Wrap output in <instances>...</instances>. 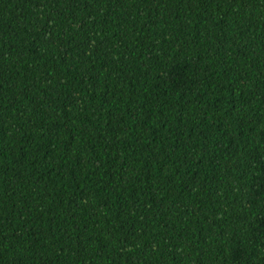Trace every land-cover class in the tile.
<instances>
[{
	"label": "trees",
	"instance_id": "16d2710c",
	"mask_svg": "<svg viewBox=\"0 0 264 264\" xmlns=\"http://www.w3.org/2000/svg\"><path fill=\"white\" fill-rule=\"evenodd\" d=\"M0 264H264V0H0Z\"/></svg>",
	"mask_w": 264,
	"mask_h": 264
}]
</instances>
